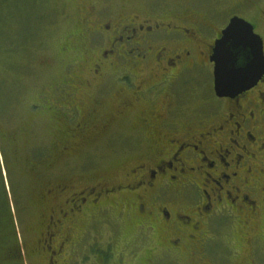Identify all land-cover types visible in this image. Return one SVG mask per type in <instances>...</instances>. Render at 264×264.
Here are the masks:
<instances>
[{"label": "flooded vegetation", "instance_id": "obj_1", "mask_svg": "<svg viewBox=\"0 0 264 264\" xmlns=\"http://www.w3.org/2000/svg\"><path fill=\"white\" fill-rule=\"evenodd\" d=\"M196 1L77 5L61 46L75 56L49 80L40 58V83L33 31L0 35V65L16 71L11 96L0 94V161L14 171L25 164L35 190V207L21 208L31 222L24 241H32L25 255L18 231L8 264L21 253L22 264H120L112 255L122 264H264V69L255 85L220 97L211 60L234 16L253 25L264 51V0H234L225 15ZM50 115L52 138L39 139ZM106 132L130 164L113 176H85L82 165L70 174L76 145ZM116 208L135 230L121 245L97 234Z\"/></svg>", "mask_w": 264, "mask_h": 264}, {"label": "rangeland", "instance_id": "obj_2", "mask_svg": "<svg viewBox=\"0 0 264 264\" xmlns=\"http://www.w3.org/2000/svg\"><path fill=\"white\" fill-rule=\"evenodd\" d=\"M90 1L91 0H0V35H2L3 38L8 36L11 40L15 35L20 38L26 36L27 32L33 31L35 41L33 76L38 83H40L38 75H41L44 71L38 64L40 58L46 56L51 69V76H47L44 73V79L46 80H49L50 77L56 78L59 76L64 71L68 62L70 63L72 61L75 56V51L65 55L61 52V46L67 41V34L72 30L71 22L76 18V11L79 10L77 5L83 8ZM169 1L171 2L173 0ZM178 1L184 4L188 2V0ZM201 1L202 0H198L196 3L200 4ZM233 1L234 0H206L203 3L204 5H201L203 9L200 10L205 11V13L213 12L217 15L222 13L225 15L223 10L224 7H231ZM259 6L260 9H264V2L260 3ZM63 8H65L64 12L67 15L65 17L64 13H61ZM247 9L248 8H246V10ZM255 12L257 17L260 12L257 14V11L254 10V13ZM250 14L254 16L252 13ZM261 29L263 30L262 27ZM5 43L9 44L10 41H5ZM18 52L20 56L23 51L19 49ZM6 54L7 50L0 48V61L3 64L7 58ZM12 54L16 57V51ZM84 63L85 61L82 60V64ZM6 66L0 65V94L4 93L6 96H11L16 71L10 63ZM39 70L42 72H39ZM204 79H208L207 73L204 75ZM33 90L36 94L38 91L37 82ZM113 98V93L105 96V108L102 110L104 116L111 113L113 108V105L111 108V101ZM43 124L44 126H42ZM43 124L38 129V138H52L50 135L54 126L52 116L50 115V122H47L44 118ZM25 137H28L31 141L34 140L33 135L27 134ZM110 142L106 132L98 134L92 141L87 142L86 145L79 146L80 143H78L76 145L75 154L67 159L69 165L67 171L70 174H74L80 171V165H82V172L85 176L102 177L113 176L120 173L124 167L130 164V160L120 152L119 146L111 144ZM32 144L29 140L26 141L25 145H28V150L32 147ZM1 166L2 165H0V264H8V261H6V249L13 243L16 244V240L19 238L18 231L23 235V242L21 244L19 243V246L22 245L24 247L25 255V246L29 245L32 241L29 236L27 237V242L24 241V232L28 231L31 222L27 217V212L23 211L21 208L22 205L25 204L30 205V209L35 207V190L26 168L24 167L25 164L21 165L22 167L16 171H14L11 164L7 166L5 163V168ZM118 209L119 208H116L108 214V218H104L106 223H100L97 228V234L103 242L108 239H113L115 243L121 245V243L127 239L128 234L132 235L135 231L127 221L128 218L125 213L122 212L118 214ZM35 213L34 211L31 221H34ZM115 250L116 249H114V252ZM112 257L110 258V262L112 260V262L115 261L122 264V260H119L116 255L114 258ZM22 259L24 260V255L21 253V256L18 257L17 264H22Z\"/></svg>", "mask_w": 264, "mask_h": 264}, {"label": "water", "instance_id": "obj_3", "mask_svg": "<svg viewBox=\"0 0 264 264\" xmlns=\"http://www.w3.org/2000/svg\"><path fill=\"white\" fill-rule=\"evenodd\" d=\"M211 60L217 96H234L255 85L264 69L263 41L247 20L234 16L215 41Z\"/></svg>", "mask_w": 264, "mask_h": 264}, {"label": "trees", "instance_id": "obj_4", "mask_svg": "<svg viewBox=\"0 0 264 264\" xmlns=\"http://www.w3.org/2000/svg\"><path fill=\"white\" fill-rule=\"evenodd\" d=\"M1 165V164H0ZM2 167V166H1Z\"/></svg>", "mask_w": 264, "mask_h": 264}]
</instances>
